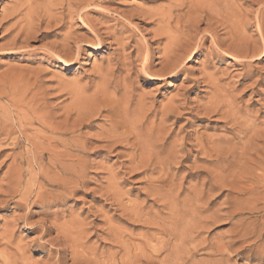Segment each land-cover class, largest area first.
I'll use <instances>...</instances> for the list:
<instances>
[{"label":"rangeland","instance_id":"obj_1","mask_svg":"<svg viewBox=\"0 0 264 264\" xmlns=\"http://www.w3.org/2000/svg\"><path fill=\"white\" fill-rule=\"evenodd\" d=\"M192 1L196 4V0H0V264L7 260L73 264L74 252L83 264L119 261L127 244L140 245L151 236L166 240L153 229L165 226L169 214L172 219L168 217L166 226L174 223V216L189 207L209 177L218 182L219 190L228 186L212 193L213 211L205 213L219 222L190 231L191 245L180 253H194L190 264H207L212 254L219 264H264V0L222 1L221 11L217 9L226 12L217 16L219 22L200 23L196 33L189 26H196L190 21L193 16L188 20L186 15ZM168 19L172 31L166 26ZM185 19L190 22L185 24ZM208 23L213 31L204 33ZM168 29L174 39L185 33L172 41L178 45L182 41L183 51H194L174 72L162 74L166 49L174 44ZM96 35L103 42L99 51L94 48ZM186 37L194 41L187 40L192 45L183 44ZM230 45L238 46L239 52L234 48L233 55L226 53ZM55 52H72L75 57L64 61ZM109 71L118 81L126 80L135 95L128 112L125 91V96L122 90L114 95L110 107L116 104L120 112L113 109L114 117L127 114L120 122L116 117L117 123L102 108L105 96L94 93ZM77 92L85 93L81 97ZM207 106L220 110L211 113ZM234 115L241 123L233 122ZM125 117L130 118L126 124L143 123L141 137L147 134L152 144L163 145L152 166L138 164L134 138L125 140L123 132L128 130L120 125ZM53 126L62 132L55 133ZM209 137L224 140L216 143L231 152V162L218 163L215 155L204 153L200 140ZM160 160L169 184L174 183L173 196L177 194L169 204L167 197L166 203L152 190L160 176ZM170 185L164 186L162 195ZM168 190L164 196L172 195ZM171 203L179 210L176 214ZM135 211L155 217L150 223L159 226L136 219L131 214ZM241 226L247 227L245 237ZM221 245L227 247L222 255L216 252ZM165 255L151 262L163 264Z\"/></svg>","mask_w":264,"mask_h":264},{"label":"bare ground","instance_id":"obj_2","mask_svg":"<svg viewBox=\"0 0 264 264\" xmlns=\"http://www.w3.org/2000/svg\"><path fill=\"white\" fill-rule=\"evenodd\" d=\"M197 1L198 0H196V1H194V2H196V4L194 3L193 4V1H192V5L191 4H188V5H191L190 7L189 6H187V7H189V9H187L188 11H187V13H186V15H188V17H189V19L188 20H190L191 18L190 17H192L193 19H191L190 21H191V23L195 20V24H196V26H191V24L189 25L190 27H191V29L193 30V32H199V31H197L198 30V27H197V25H199L200 23H204V22H208L210 19H218L217 18V16L218 17H220L219 16V14H222L221 16L223 17V13H225L226 12V10H225V12H223V13H219V11H218V9L217 8H219L220 9V3L223 1V2H225V0H208V1H205L204 0V2H201V0L197 3ZM227 1V3H228V0H226ZM183 3V2H182ZM185 3V2H184ZM184 5V4H183ZM222 5V4H221ZM227 5V4H226ZM220 6V7H219ZM223 7V6H222ZM227 7V6H226ZM225 7V8H226ZM223 10V9H222ZM77 11V10H76ZM220 11H221V9H220ZM184 14V13H183ZM189 14H190V16H189ZM185 15V14H184ZM183 15V17H185V18H187V16H184ZM180 17H181V15H179ZM179 17V18H180ZM170 19H172V18H170ZM181 19V18H180ZM184 19V18H183ZM220 19V18H219ZM219 19H218V22H219ZM223 19V18H222ZM169 20V19H168ZM182 20V19H181ZM181 20H179V19H177V23L179 24V25H182V23H183V20L181 21ZM185 20H187V19H185ZM188 20L185 22V24H188L189 22H188ZM225 20V19H224ZM176 21V20H175ZM170 20L169 21H167V28H169V26H170ZM174 23V22H173ZM194 23V22H193ZM192 23V24H193ZM231 23V22H230ZM176 24V23H175ZM195 24H193V25H195ZM185 26V25H184ZM235 26V25H234ZM185 27H187V26H185ZM189 27V28H190ZM170 28H171V26H170ZM180 28H182L183 29V27H180ZM188 28V27H187ZM187 28H186V30H187ZM174 29V28H173ZM191 29H189V30H191ZM185 30V29H184ZM171 31H172V28H171ZM213 31V26L212 25H210L209 23L207 24V29L206 30H204L203 32L205 33V32H207V33H210V32H212ZM215 31V30H214ZM180 33H181V31H179ZM173 33H175V32H173ZM179 33V34H180ZM168 34H171L170 33V30L168 29L167 30V35ZM175 34H177V33H175ZM183 34V35H182ZM182 34L181 35H177V37L179 36V39H181V37H183L184 35H185V33H183L182 32ZM198 34V33H197ZM188 35V34H187ZM232 35V34H231ZM97 36V35H96ZM169 36V35H168ZM181 36V37H180ZM98 37V42L95 44V49H96V51H99L100 49H101V45H102V40H101V38L99 37V36H97ZM170 37V36H169ZM177 37H175V39L174 38H171V42H175V41H172V40H176V38ZM185 37V36H184ZM183 37V38H184ZM191 37V36H190ZM230 37H232V36H230ZM182 38V39H183ZM192 38V37H191ZM233 39H235L234 38V36L232 37ZM186 40H183V41H186V42H183V44H185V45H187V44H189L190 42H194V41H192V39L190 40V38L188 37V39L190 40V42L189 43H187V37L185 38ZM178 40V39H177ZM176 40V41H177ZM180 41V40H179ZM181 43H182V41H180ZM95 43V42H94ZM179 43V42H178ZM180 43V44H181ZM172 44V43H171ZM170 44V45H171ZM178 45V44H176V43H174V44H172V46H170V47H168L167 49H166V56H165V61H164V64H163V66H162V70H163V72H162V74L163 73H169V72H174L177 68H179L187 59H191L192 58V54H193V48H191V49H188V50H186V51H183L182 50V44L181 45ZM191 45H192V43H190ZM195 45V44H194ZM196 45H200V44H196ZM189 46V45H188ZM182 47V48H181ZM228 47V46H227ZM237 48H235V51L238 49V46H236ZM234 48L232 49V45H230L229 47H228V49H227V52L226 53H231L232 55H233V53L232 52H234ZM239 48H241L240 47V45H239ZM244 48H245V46H244ZM180 50H182V54H179V53H177L178 51H180ZM255 50V49H254ZM238 51V50H237ZM236 51V52H237ZM241 51H244V49H241L240 50V52ZM225 52V51H224ZM239 52V51H238ZM54 53V52H53ZM56 53V52H55ZM56 55L58 56V57H60L62 60H64V61H66L67 59H74V57H75V55H74V53H72V52H69V53H56ZM80 55V49H79V51H78V54H77V56H76V58H78V56ZM240 54L238 53V55L237 56H239ZM235 56V55H234ZM237 58V57H236ZM245 58V57H244ZM132 66V64H130L128 67H131ZM128 67H127V70H128ZM121 69V68H120ZM129 69H131V68H129ZM146 70H148V67L147 68H145ZM115 70V69H114ZM123 70V69H122ZM112 72V71H111ZM121 72V71H120ZM109 73V74H108ZM122 73V72H121ZM107 76H104L103 78H102V80H101V88L100 89H97V87H96V89H95V91L97 90L98 92H94V93H96L98 96H99V98L100 97H102V96H105V98L104 97H102V98H104V99H106L105 101H107L106 103H105V105H103V107L102 108H105V110L107 111V113H110V115H113L114 114V110H115V106H116V104H115V106L113 107V109H111V107L110 106H112L114 103H115V94H117V93H119L122 89L125 91V93H126V98L124 97V98H122V100L123 99H126V101H124L125 102V108H124V111H127L128 109H129V105L131 104V100L133 99V97L135 96H133V93L132 92H134V91H130V87H128L127 85H128V83H127V85L126 84H124V83H126V80L124 81V83L123 82H121V81H118L117 80V76H115V73L113 72V73H111L110 74V71L109 72H107ZM156 74V73H155ZM157 75V74H156ZM158 75H161V73L160 74H158ZM102 76H103V74H102ZM127 78V77H126ZM123 81V80H122ZM86 89V88H85ZM84 89V91L86 92V90ZM77 90V89H76ZM111 90H112V92H111ZM122 90V91H123ZM79 91H81V90H79ZM109 91L111 92V93H113V91H114V94H112V95H110L109 94ZM121 91V92H122ZM124 91H123V96H125V94H124ZM85 92H83V93H78V94H84ZM120 92V93H121ZM76 93V95H78ZM96 94H93V95H95V98L97 97L96 96ZM83 95H81V97H82ZM77 97H79V95L77 96ZM81 97H80V99H81ZM78 99V98H77ZM116 99L118 100V96L116 97ZM142 99V98H141ZM141 99H140V101H141ZM97 100H99L98 99V97H97ZM116 100V101H117ZM76 101V100H75ZM81 101V100H80ZM80 101H78V103L80 102ZM100 101V100H99ZM103 100H101V102H102ZM139 101V100H138ZM143 101V100H142ZM122 102V104L121 103H117L118 105L117 106H120L121 107V105H123V101H121ZM134 102V101H133ZM223 102V101H222ZM76 103H77V101H76ZM140 103V102H139ZM224 103V102H223ZM103 104H104V101H103ZM121 104V105H120ZM214 104V103H213ZM135 105V104H134ZM223 105V104H222ZM231 105V104H230ZM213 106V105H212ZM221 106V103L219 104V107ZM224 106V105H223ZM222 106V107H223ZM225 106H228V105H225ZM100 107V108H101ZM110 107V108H109ZM119 107V108H120ZM123 107V106H122ZM121 107V108H122ZM133 107V105L131 106V108ZM137 107H138V105H137ZM208 107H210V106H207V109H208ZM219 107H213V108H211V110L210 109H206V107H205V109L207 110V111H211V113H214V112H216V111H219L220 109H219ZM230 107V106H229ZM100 108H98L99 110H100V112H101V109ZM109 108V109H108ZM120 108V109H121ZM225 108V107H224ZM227 108V107H226ZM35 109H37V108H35ZM98 109H97V111H98ZM219 109V110H218ZM222 109V108H221ZM229 109H231V108H229ZM117 110V112H118V109H116ZM115 110V111H116ZM223 110V109H222ZM221 110V112H223L224 111V113H226L227 114V111L225 112V110L226 109H224L223 111ZM232 110V109H231ZM31 111H35L34 110V107H33V109H31ZM120 111V110H119ZM230 111V110H229ZM234 111V110H233ZM128 112V111H127ZM131 112V111H130ZM232 112V111H231ZM236 112V111H235ZM234 112V113H235ZM98 113H99V111H98ZM97 113V114H98ZM119 114H120V112H118ZM123 112H121V114H122ZM134 113H135V115H136V112L134 111ZM34 114V113H33ZM116 114V113H115ZM125 114V113H124ZM123 114V116H125V115H127V114H125L124 115ZM130 114V113H129ZM231 114V113H230ZM239 114V113H238ZM237 113L235 114L236 116L238 115ZM100 115H101V113H100ZM109 115V116H110ZM228 115V114H227ZM226 115V116H227ZM233 115V114H232ZM234 115V116H235ZM108 116V117H109ZM122 116V115H121ZM122 116V117H123ZM129 116V115H128ZM138 117H139V115H137ZM141 116V115H140ZM228 116H230V115H228ZM235 116V117H236ZM116 117H118V115L117 116H115L114 117V115H113V119H115ZM122 117H118V118H116L117 120L119 119V118H122ZM130 117V116H129ZM129 117H127V118H129ZM137 117V118H138ZM142 117V116H141ZM230 117H232V116H230ZM111 119H112V117H110ZM126 118V117H125ZM126 118V119H127ZM143 118V117H142ZM116 119H115V122H116ZM130 119V118H129ZM120 120V119H119ZM118 120V121H119ZM125 120V119H124ZM233 122H235V123H237L238 122V118L236 117V118H234L233 117ZM248 120V119H247ZM128 121V119L126 120V121H124V122H121L120 123V125H122L121 127H122V130H125V128H126V130H128L127 131V133H126V131L125 132H123V133H125V134H127L126 136H125V134L123 135V136H125V140H130L131 139V137H132V139L134 138V145L138 148V150H139V154L137 155V157H138V160H139V162L140 163H138V164H142L141 166L142 167H145V165H148V167H149V165H151L152 166V163H153V159L156 157V159L157 160H159L160 158H157V156L159 157V155H160V153H161V147H163V145L159 148L158 147V145H155V144H152L150 141L151 140H149V139H147V137H148V135L146 134V135H144V137L146 136V139L147 140H144V141H142L143 139H141V141H140V138H144V137H141L142 135L141 134H144V133H142L143 132V130L141 131V129H142V127H140V126H142L143 125V123H142V125H138L139 123H138V121H136L138 124H136V122H135V124H132V125H130V123H128V124H126V122ZM239 121H240V118H239ZM114 122V121H113ZM120 122V121H119ZM118 122V123H119ZM141 122H143V120L141 121ZM117 123V122H116ZM123 123V124H122ZM238 123H241V122H238ZM45 124V123H44ZM244 124V123H243ZM118 127H119V125H117ZM117 126H115V127H117ZM240 127H241V125H240ZM124 128V129H123ZM241 128H243V127H241ZM240 128V130L241 131H243L242 129ZM117 129H120L121 130V128L119 127V128H117ZM119 130V131H120ZM53 131H55V133H57L58 131L60 132H62V130L60 129V130H57V128H55L54 129V126H53ZM243 132H245V130L243 131ZM248 132V131H247ZM239 134H241L240 132H239ZM119 135H120V133H119ZM151 135V134H150ZM150 135H149V138L150 139H153L154 137H153V135H152V137H150ZM244 135H247V134H244ZM253 136V135H252ZM122 137V136H121ZM203 138V137H202ZM158 139H161V138H158ZM158 139H156V142H157V140ZM214 139V140H213ZM212 139V137L210 138H208V139H202V140H200V147L203 149V151H204V153L205 154H207V155H210V156H214L215 155V157L217 158V161L216 162H218V163H221L220 161H226V160H230V162H231V159L229 158V154H231V152H225L226 150L225 149H227V148H222L223 147V144H221L222 145V147H220V143L217 145V143H216V141L218 140H215V138H213ZM250 139H251V137H250ZM249 139V140H250ZM160 141V140H159ZM162 141V140H161ZM219 141V140H218ZM224 140H222V142H223ZM248 141V140H247ZM251 141V140H250ZM152 142H154L153 140H152ZM219 142H221V141H219ZM221 142V143H222ZM225 142H227V141H225ZM224 143V142H223ZM228 143H229V141H228ZM246 143V142H245ZM161 144H162V142H161ZM136 148V149H137ZM158 148H159V150H160V153H159V150H158ZM156 149H157V152H156ZM164 150V149H163ZM227 151H228V149H227ZM162 153H163V151H162ZM233 155V154H232ZM155 156V157H154ZM162 156V155H161ZM162 158V157H161ZM229 158V159H228ZM163 159V158H162ZM263 159H264V157H263ZM155 160V159H154ZM157 160H155V161H157ZM163 160H165V159H163ZM167 160V159H166ZM166 160L164 161L165 162V164H167L166 163ZM263 161V160H262ZM159 162V165H164V162H162V164H160L161 163V160L160 161H158ZM227 162V161H226ZM154 163H156V162H154ZM223 163H225V162H223ZM143 164H144V166H143ZM157 164V163H156ZM155 164V165H156ZM229 164V163H228ZM262 164H263V162H262ZM262 164L260 165V166H262ZM154 165V164H153ZM163 165H162V167H161V169H160V173H158V174H160V176H158V178L156 177V180L154 181V183H152L153 185V188H152V190L155 192L154 194V196H156V194H157V197H161V199H162V201H164L165 200V197H167L168 199H166V200H168L167 202H168V204H169V202H171L172 200H170V199H172L173 198V200H176L175 198H176V196H177V194L175 195L174 194V196H173V192L174 193H176L175 192V189H173L174 187L172 186V185H170L169 183V181H168V177H167V175H166V172H164L165 171V169H164V167H165V165H164V167H163ZM220 165V164H219ZM223 166V165H222ZM225 167H227V166H225ZM228 167H230V165L228 166ZM264 167V166H263ZM262 167V168H263ZM261 168V167H260ZM261 168V169H262ZM158 169H159V167H158ZM227 169V168H226ZM230 169V168H229ZM155 170V169H154ZM219 171H220V169H219ZM221 174V173H220ZM220 174L218 175V177L220 178ZM222 175V174H221ZM223 175H225L224 173H223ZM222 175V176H223ZM230 175H231V173H230ZM230 175H228V177L230 176ZM217 177V176H216ZM216 177H214V178H216ZM217 177V179H219ZM225 177H227V175L226 176H224V177H222V178H225ZM222 178H220V179H222ZM229 179V178H228ZM228 179H222V180H224V181H228ZM230 180L231 179H229V183H230ZM172 181V180H171ZM216 181V180H215ZM215 181H213L210 177H209V179L208 180H203L202 181V183H201V189L195 194L196 196L195 197H193V199L192 200H189V201H187V202H189L190 204L188 205V203H187V206H189V207H187L186 208V206H184L185 207V209H182L180 212H178L177 211V209L178 208H174L176 205H174V209L176 210V211H171L172 212V214H174L175 212L177 213L178 212V216L177 217H175L174 216V218H173V221L172 222H174V223H170L169 225H167L166 226V222L168 221V217L170 216V214L166 217V219L165 220H167L166 222H165V226H163V225H160V226H162V227H160L158 224H155V223H150L151 222V220L154 218V219H156L155 217H153V218H151V217H149L147 214L146 215H143V214H140V213H138V211L136 212H133V213H131L134 217H136V219H144L145 221H147V223H150L149 225H151V227H153V225L154 226H159V229H157V230H155V229H153L154 231H158V233L160 234V235H163V236H165V237H167V239L165 240V238H164V240L163 239H158L157 237H155V236H151V237H149V238H147L145 241H144V243H140V245L138 244V245H130V244H127L126 245V248H125V255H124V257H122L119 261H117L116 259L115 260H112L111 259V261L112 262H110V264L112 263V264H143L144 262H146V263H149V262H155V260H157V259H160L159 257H161L164 253L166 254L167 253V255H165V257L162 259V261L161 262H163V264H190V262H193L192 261V258L191 257H193L194 258V253H192L193 255L192 256H188V254L186 255L185 253H186V251H187V249H186V247H187V245L188 244H190L191 245V241H190V239L192 238V235L194 234H192V232H190V231H192V230H196V229H200V226H201V228L203 227V228H206V227H208L209 225H211L212 223L213 224H215L217 221L219 222V220H217V218L218 217H216V218H213L211 215H209L210 217H208V218H206V216L208 215V214H210V213H208V212H212L213 211V209L211 210V204H213V203H210V199H212L211 197H213V195H212V193H214L216 190H219V188H218V182L216 183ZM221 181V180H220ZM226 181V182H227ZM155 183L156 184H158V185H155ZM172 183V182H171ZM222 183V181L220 182V184ZM224 184H225V182H223ZM228 183V182H227ZM232 183V182H231ZM230 183V184H231ZM237 183H239V182H236V184ZM234 184H235V182H234ZM166 185H170V188H171V186H172V188H171V190H172V195H171V193H170V196H164V194L165 193H167V194H169L168 192H167V190L164 192V194L162 195V191H164V190H162V189H166V188H164V186H166ZM237 185H239V184H237ZM226 187H228L227 186V184L225 185ZM235 186V185H234ZM167 187V186H166ZM169 187V186H168ZM225 187V188H226ZM240 187H242V186H240ZM222 185H221V189H223V191H224V189H225ZM234 189H236V188H239L238 186L237 187H233ZM232 188V189H233ZM220 189V190H221ZM228 189H231V188H228ZM241 189V188H240ZM244 188H242V190H243ZM151 190V189H150ZM151 190V191H152ZM162 190V191H161ZM170 189L168 190L169 192L171 191ZM219 190V191H220ZM244 190H246V189H244ZM222 191V190H221ZM220 191V192H221ZM234 191V190H233ZM236 191V190H235ZM234 191V192H235ZM237 191H239V190H237ZM236 191V192H237ZM217 192V191H216ZM235 192V193H236ZM239 192H241V191H239ZM242 192H244V191H242ZM218 193V192H217ZM217 193H216V195H217ZM231 193V192H230ZM240 194V193H239ZM159 195V196H158ZM235 195V194H234ZM173 196V197H172ZM171 197V198H170ZM195 198V199H194ZM215 198V197H214ZM164 199V200H163ZM170 200V201H169ZM164 202H166V201H164ZM166 202V203H167ZM173 203H174V201H173ZM173 203H171V205H169L171 208H172V204ZM168 204H166V206H168ZM169 207V208H170ZM177 207V206H176ZM183 207V208H184ZM172 208V209H173ZM180 208H182V207H180ZM213 208V207H212ZM173 209V210H174ZM138 210V209H137ZM129 212H130V210H128ZM142 211V210H141ZM235 211V210H234ZM234 211H233V213H234ZM219 211H217V213H218ZM239 212V211H238ZM141 213H143V212H141ZM175 213V214H176ZM205 213H208V214H206L205 215ZM215 214V213H214ZM200 215H203V218H204V215H205V219H201L200 218ZM218 215H219V213H218ZM155 216V215H154ZM214 216V215H213ZM220 216V215H219ZM229 216V215H228ZM131 217V216H130ZM172 217V216H171ZM171 217H169V218H171ZM221 217V216H220ZM189 218V219H188ZM153 219V220H154ZM159 219V218H158ZM172 219V218H171ZM221 219V218H220ZM162 220H164V218L162 219ZM141 221V220H140ZM144 221V222H145ZM160 221V220H159ZM164 224V223H163ZM194 227H193V226ZM242 225V224H241ZM240 226V225H239ZM246 226H248V225H246ZM245 226V227H246ZM250 226V225H249ZM252 226V225H251ZM244 227V228H245ZM239 228H242L241 230H240V232L242 233V235H241V237H245L246 236V234H247V230L246 229H244L242 226L241 227H239ZM247 228V227H246ZM201 230V229H200ZM238 231H239V229H238ZM247 231V232H246ZM250 231V230H249ZM197 233V232H196ZM239 233V232H238ZM263 233V232H262ZM154 235H155V233H154ZM158 235V234H157ZM117 237V236H116ZM147 237V236H146ZM68 237H66L65 239H67ZM118 238V237H117ZM120 238V237H119ZM261 238H263V234H260V239ZM118 240V239H117ZM173 240H175V242L174 243H172V241ZM62 241H64V242H66V240H64V239H62ZM193 241V240H192ZM258 241V240H257ZM194 242V241H193ZM192 242V243H193ZM155 243V244H154ZM154 244V245H153ZM229 245V244H228ZM189 246V245H188ZM224 245H221V246H218L219 248H222ZM184 247H185V250L183 251V249H184ZM217 247V248H218ZM218 248V249H219ZM227 247H226V245L220 250H217L216 252L217 253H223V251H224V253H227V252H225ZM229 248V247H228ZM188 251H189V249H188ZM180 252H185L184 254H185V256H184V254H183V256H182V253H180ZM75 254H76V252H74ZM72 254V260H73V264H80L79 263V260L76 258V255L75 254ZM174 253H180V254H178V255H171V254H174ZM188 253H190L191 254V252H188ZM217 253H215V254H217ZM81 253H79L78 255H80ZM9 255V254H8ZM222 255V254H221ZM216 256V255H215ZM219 256V255H218ZM212 257H214L213 256V254L211 255V259L209 258L208 259V261H206L207 262V264H216L217 262H215L214 260H213V258ZM1 259V258H0ZM24 260V259H23ZM92 260V259H91ZM90 260V261H91ZM95 260V259H94ZM93 260V261H94ZM191 260V261H190ZM195 260V259H194ZM5 261V260H4ZM18 261V260H17ZM12 262V261H8L7 260V262H3L2 264H19L18 262ZM82 261V260H81ZM92 261V262H93ZM95 261H97V260H95ZM218 261V260H217ZM221 261V260H220ZM84 262H88V261H85L84 260ZM91 262V263H92ZM109 262H108V264H109ZM151 262V264H154V263H152ZM195 263H193V264H197L196 263V261H194ZM94 264H96V262H93ZM92 263V264H93ZM97 263H98V261H97ZM202 263H205L204 261L202 262ZM81 264H83V262L81 263ZM99 264H102V263H99ZM145 264V263H144ZM192 264V263H191ZM200 264V263H199ZM217 264H219V262L217 263Z\"/></svg>","mask_w":264,"mask_h":264}]
</instances>
